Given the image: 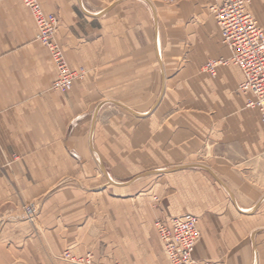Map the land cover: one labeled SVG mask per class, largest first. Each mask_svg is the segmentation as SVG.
I'll list each match as a JSON object with an SVG mask.
<instances>
[{"label": "crops", "instance_id": "obj_1", "mask_svg": "<svg viewBox=\"0 0 264 264\" xmlns=\"http://www.w3.org/2000/svg\"><path fill=\"white\" fill-rule=\"evenodd\" d=\"M38 2L83 76L52 89L31 12L0 0V264H169L152 221L187 213L197 263L264 264V124L236 65L202 69L230 56L207 0Z\"/></svg>", "mask_w": 264, "mask_h": 264}, {"label": "built area", "instance_id": "obj_2", "mask_svg": "<svg viewBox=\"0 0 264 264\" xmlns=\"http://www.w3.org/2000/svg\"><path fill=\"white\" fill-rule=\"evenodd\" d=\"M160 1L172 3L175 0ZM23 2L37 26L36 39L48 48L56 66L57 76L52 82V89L60 92L69 91L73 81L83 76V71L70 69L55 41L54 34L58 26L56 16L45 13L38 0ZM207 3V9L219 27L222 41L228 47L230 56L209 59L202 69L214 75L220 65H236L243 75L238 90L247 96L245 105L257 109L264 124V31L248 11L249 0H207ZM262 157L264 158V152ZM197 224V217L189 213L169 221L155 222L169 264H200L193 258L194 247L200 238ZM62 256L77 264H92L91 253L74 257L69 251H64Z\"/></svg>", "mask_w": 264, "mask_h": 264}, {"label": "rangeland", "instance_id": "obj_3", "mask_svg": "<svg viewBox=\"0 0 264 264\" xmlns=\"http://www.w3.org/2000/svg\"><path fill=\"white\" fill-rule=\"evenodd\" d=\"M153 2H156V3H165V4H171V3H166V2H163V1H160V0H152ZM250 2H251V0H249V3H248V6H249V4H250ZM173 3V2H172ZM248 8V7H247ZM37 27V26H36ZM58 27V26H57ZM56 33V32H55ZM36 35H37V33H36ZM54 38H55V34H54ZM35 39H36V37H35ZM37 40V39H36ZM37 41H39V40H37ZM56 41V40H55ZM40 42V41H39ZM57 42V41H56ZM41 43V42H40ZM42 44V43H41ZM58 44V43H57ZM43 45V44H42ZM59 45V44H58ZM44 47H46L45 45H43ZM60 47V46H59ZM47 48V47H46ZM61 48V47H60ZM47 50H48V48H47ZM62 50V49H61ZM49 51V50H48ZM49 54H50V52H49ZM64 55V54H63ZM50 57H51V55H50ZM52 59V58H51ZM71 90V89H70ZM69 90V91H70ZM60 92V91H59ZM66 92H68V91H66ZM61 93H65V92H61ZM209 175V174H208ZM209 177H210V180H212L213 182H215L216 183V181L212 178V176H210L209 175ZM219 187H220V185H219V183L217 182L216 183ZM183 216V215H182ZM177 217H180V216H177ZM172 218H174V217H169V218H156V219H154L153 221H152V226H153V228H154V230H156L155 229V222L157 221V220H165V221H169V220H171ZM198 219V218H197ZM156 234H157V231H156ZM158 235V234H157ZM158 237V236H157ZM65 251H69L68 249H66ZM64 252V251H63ZM70 252V251H69ZM71 253V252H70ZM87 254V253H86ZM85 254V255H86ZM92 254V253H91ZM63 253L61 254V257L63 258ZM71 255H72V253H71ZM74 257H77V256H75V255H73ZM92 258H93V256H92ZM64 259V258H63ZM64 260H66V259H64ZM68 261V260H67ZM70 262H72V261H70ZM157 262H158V260H157V258H153V264H157ZM74 263V262H73ZM77 264V263H76ZM93 264V263H92ZM114 264H119L118 262H116V263H114Z\"/></svg>", "mask_w": 264, "mask_h": 264}]
</instances>
